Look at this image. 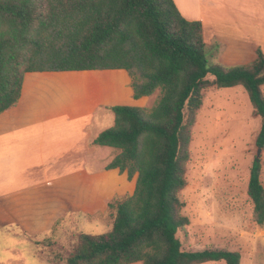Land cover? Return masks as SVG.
I'll return each mask as SVG.
<instances>
[{
    "label": "trees",
    "instance_id": "obj_1",
    "mask_svg": "<svg viewBox=\"0 0 264 264\" xmlns=\"http://www.w3.org/2000/svg\"><path fill=\"white\" fill-rule=\"evenodd\" d=\"M208 46L200 20H189L173 0H0V114L15 106L26 72L124 69L133 97L158 91L151 106L114 105V124L94 145L117 153L106 166L136 177L117 202L110 230L81 232L65 264H240L237 251L182 248L177 237L189 219L181 191L197 112L208 87L242 86L261 118L264 147V52L225 65ZM252 219L264 225L261 163L253 160L247 185Z\"/></svg>",
    "mask_w": 264,
    "mask_h": 264
},
{
    "label": "crops",
    "instance_id": "obj_2",
    "mask_svg": "<svg viewBox=\"0 0 264 264\" xmlns=\"http://www.w3.org/2000/svg\"><path fill=\"white\" fill-rule=\"evenodd\" d=\"M173 1L185 18L202 22L205 41L234 54L227 64L264 52V0H241L237 14L221 0ZM132 95L124 69L25 73L19 101L0 114V229L12 239L6 264L22 263L24 243L31 245L26 261L31 254L41 263L29 235L48 234L71 214H103L109 200L133 192L135 176L106 168L117 151L92 144L114 124L111 106L143 98Z\"/></svg>",
    "mask_w": 264,
    "mask_h": 264
},
{
    "label": "rangeland",
    "instance_id": "obj_3",
    "mask_svg": "<svg viewBox=\"0 0 264 264\" xmlns=\"http://www.w3.org/2000/svg\"><path fill=\"white\" fill-rule=\"evenodd\" d=\"M223 2L229 3L237 14L241 0L220 1L221 4ZM206 43L212 46L216 41L208 38ZM214 57L225 65L240 64H227L226 61H233L234 54L225 50L221 53L218 47ZM244 60L247 61L248 57ZM262 90L264 93V85ZM157 94L158 91L129 105L149 107ZM132 98L137 100L133 95ZM260 126L261 118L254 112L242 86H211L203 91V102L192 128L190 158L185 173L187 184L180 193L185 204L182 213L189 219L186 229L177 232L183 249L237 251L241 254L240 264H264V225L253 222V205L247 195L250 169L256 156L260 159L264 186V147L258 148L255 142ZM125 196L109 200L103 214H71L67 219L59 218L48 234L29 235L36 244L35 254L41 263L64 264L62 258L71 253L81 232L100 234L110 230L115 207L111 208L108 204L121 201ZM7 244H12V239L5 240L0 229V259L4 264ZM21 247L25 257L21 264H41L31 254L26 261V250L31 247L30 244L24 243Z\"/></svg>",
    "mask_w": 264,
    "mask_h": 264
},
{
    "label": "water",
    "instance_id": "obj_4",
    "mask_svg": "<svg viewBox=\"0 0 264 264\" xmlns=\"http://www.w3.org/2000/svg\"><path fill=\"white\" fill-rule=\"evenodd\" d=\"M260 152V149H258V153ZM258 155V154H257Z\"/></svg>",
    "mask_w": 264,
    "mask_h": 264
}]
</instances>
